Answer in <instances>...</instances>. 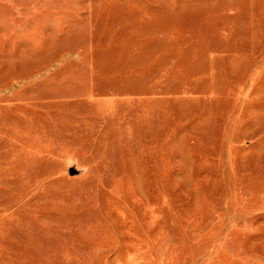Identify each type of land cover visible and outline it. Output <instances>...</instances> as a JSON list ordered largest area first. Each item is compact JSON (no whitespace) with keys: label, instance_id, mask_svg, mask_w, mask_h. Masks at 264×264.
<instances>
[{"label":"rangeland","instance_id":"rangeland-1","mask_svg":"<svg viewBox=\"0 0 264 264\" xmlns=\"http://www.w3.org/2000/svg\"><path fill=\"white\" fill-rule=\"evenodd\" d=\"M0 264H264V0H0Z\"/></svg>","mask_w":264,"mask_h":264},{"label":"water","instance_id":"water-1","mask_svg":"<svg viewBox=\"0 0 264 264\" xmlns=\"http://www.w3.org/2000/svg\"><path fill=\"white\" fill-rule=\"evenodd\" d=\"M77 172H76V170L74 169V168H71L70 170H69V174L71 175V176H73V175H75Z\"/></svg>","mask_w":264,"mask_h":264}]
</instances>
